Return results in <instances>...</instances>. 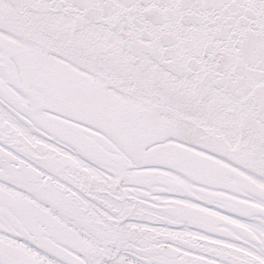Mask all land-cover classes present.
<instances>
[{"label":"snow or ice","instance_id":"6c2138e0","mask_svg":"<svg viewBox=\"0 0 264 264\" xmlns=\"http://www.w3.org/2000/svg\"><path fill=\"white\" fill-rule=\"evenodd\" d=\"M0 264H264V0H0Z\"/></svg>","mask_w":264,"mask_h":264}]
</instances>
